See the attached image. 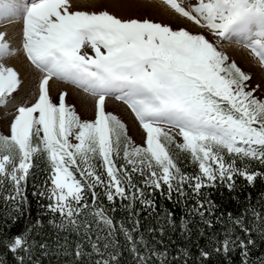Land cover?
Returning a JSON list of instances; mask_svg holds the SVG:
<instances>
[{
  "label": "snow or ice",
  "instance_id": "snow-or-ice-1",
  "mask_svg": "<svg viewBox=\"0 0 264 264\" xmlns=\"http://www.w3.org/2000/svg\"><path fill=\"white\" fill-rule=\"evenodd\" d=\"M162 2L167 21L0 0L19 24L0 31V106L22 83L9 58L38 82L0 114V264H264V87L232 54L264 71V0ZM53 79L92 113L54 100Z\"/></svg>",
  "mask_w": 264,
  "mask_h": 264
},
{
  "label": "rangeland",
  "instance_id": "rangeland-1",
  "mask_svg": "<svg viewBox=\"0 0 264 264\" xmlns=\"http://www.w3.org/2000/svg\"><path fill=\"white\" fill-rule=\"evenodd\" d=\"M145 16L146 15L143 14L137 17H145ZM152 19L154 18L152 17ZM2 25H4V23L0 22V27ZM18 26L19 24L16 26L10 24L9 27L7 28L9 34L11 35L13 31L19 28ZM232 54L242 68L252 72L253 83H260L261 86L264 87V71H262L259 67L253 66L254 62L250 63L248 61L246 54L242 50L236 48ZM27 66H28L27 70H28V76H30V81L25 83L24 77L20 76L22 83L19 86V91H16L11 95L6 105L0 106V114L10 117V114L14 111V106L17 105L19 102H22L23 100H30L34 90L37 89L38 82L34 79L35 73L28 64ZM50 91L54 100L58 98V94L60 91H67L68 92L67 102L73 104L76 110L82 116L90 115L94 109V98H92L89 94L84 93L82 90L76 89L75 86L73 85H69L62 81H57L53 79L50 81ZM106 106L108 110L114 111L116 114L120 115L122 119L125 120L126 124L128 125L129 135H131L133 139L136 140L137 142H140L142 136V129L140 128L138 122H134L133 114L131 115V113L126 110L125 107L127 106L119 104L115 98H107ZM85 108L88 110L87 112H85L84 110ZM6 131L7 129L4 123L0 122V132H6Z\"/></svg>",
  "mask_w": 264,
  "mask_h": 264
},
{
  "label": "bare ground",
  "instance_id": "bare-ground-1",
  "mask_svg": "<svg viewBox=\"0 0 264 264\" xmlns=\"http://www.w3.org/2000/svg\"><path fill=\"white\" fill-rule=\"evenodd\" d=\"M101 3L107 8V10L122 17L132 15L141 16L145 14L146 16L153 17L157 20L166 21L169 19V15L162 0H101ZM11 25L16 26L18 23H13ZM8 27L9 25L4 24L0 27V31L5 30ZM10 63L18 69L20 76L24 77L25 83L30 81V76H28L27 70L28 63L25 62L22 57L19 59L10 58Z\"/></svg>",
  "mask_w": 264,
  "mask_h": 264
},
{
  "label": "trees",
  "instance_id": "trees-1",
  "mask_svg": "<svg viewBox=\"0 0 264 264\" xmlns=\"http://www.w3.org/2000/svg\"><path fill=\"white\" fill-rule=\"evenodd\" d=\"M260 186V181H257V187ZM254 191V190H253ZM29 198L31 199V186L29 187ZM35 210H36V205L35 203H33L32 205V211H33V216L35 215ZM27 215V214H26ZM3 217H4V205H3V201L0 200V230H4L3 229ZM24 219L22 218L20 221H19V224L23 225L24 224ZM9 223H11L9 221Z\"/></svg>",
  "mask_w": 264,
  "mask_h": 264
}]
</instances>
